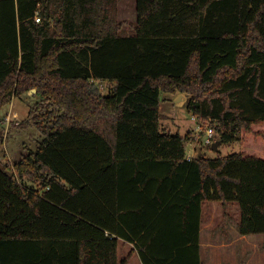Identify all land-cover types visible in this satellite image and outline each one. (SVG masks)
<instances>
[{
	"label": "trees",
	"instance_id": "1",
	"mask_svg": "<svg viewBox=\"0 0 264 264\" xmlns=\"http://www.w3.org/2000/svg\"><path fill=\"white\" fill-rule=\"evenodd\" d=\"M118 1L0 0V110L39 96L44 136L0 166V264H203L215 202L264 234V0H136L129 36ZM163 93L242 151L189 160Z\"/></svg>",
	"mask_w": 264,
	"mask_h": 264
},
{
	"label": "rangeland",
	"instance_id": "2",
	"mask_svg": "<svg viewBox=\"0 0 264 264\" xmlns=\"http://www.w3.org/2000/svg\"><path fill=\"white\" fill-rule=\"evenodd\" d=\"M117 17L122 23V34L132 35L133 26L137 22L136 0H119L117 2ZM104 91L107 92L109 85L103 84ZM179 97H178V96ZM162 127L164 130L184 136L187 133L202 137L201 140L195 139V142H188L186 145L187 155L203 154L205 156L216 158L218 156H227L232 153L241 152V143L220 144L217 151L203 143L204 135L200 134L198 126L202 129L213 127L210 121H194L193 114L187 108L188 96L184 93L163 95ZM171 100V102L168 101ZM177 100L174 104L173 100ZM40 97L28 93L22 97L15 98L10 104L0 110V166L5 168L7 164L19 162L23 156L35 151L42 140L43 134L34 124L30 117V111L40 102ZM28 123V124H26ZM215 130L214 143L218 139ZM218 142V141H217ZM196 146V153L193 148ZM21 183L35 187L31 182L23 179ZM210 217L205 219L202 225V250L201 258L203 264H264V235L251 234L241 236L237 232H231L235 225L228 223L227 234L225 235L220 228L222 220V208L218 202L210 206ZM239 209H232V213ZM228 229L231 234L228 233ZM129 246L121 244L120 254L126 255Z\"/></svg>",
	"mask_w": 264,
	"mask_h": 264
},
{
	"label": "crops",
	"instance_id": "3",
	"mask_svg": "<svg viewBox=\"0 0 264 264\" xmlns=\"http://www.w3.org/2000/svg\"><path fill=\"white\" fill-rule=\"evenodd\" d=\"M164 94H170V93H163L162 94V99L164 100V98H163V95ZM170 95H172V96H174V94H170ZM178 96V95H177ZM179 97V96H178ZM168 101L169 102H171V100H169L168 99ZM173 103L174 104H176L177 103V100L175 99V100H173ZM188 103V102H187ZM195 136L196 135H192V139L189 141L190 143H193V142H195ZM195 146V145H194ZM193 150H195V153H196V146H195V148H193ZM188 156V155H187ZM193 156V155H192ZM194 156H195V154H194ZM189 157V156H188ZM239 212V211H238ZM238 212H236V213H238ZM235 213V214H236ZM234 214V213H233ZM232 221H229L228 223L230 224ZM233 223V222H232ZM234 224V223H233ZM203 225V224H202ZM235 225V227L233 228V230L231 231V232H237L238 234H241L240 232H239V230H238V228H237V226H236V224H234ZM201 232H202V228H201ZM228 233L229 234H231L230 233V231H229V229H228ZM262 236V235H264V234H259V235H256V236ZM241 236H242V234H241ZM243 236H246V235H243ZM121 244L123 245V244H125L126 246H129V247H127L128 248V252H127V254L134 248V245L132 244V243H126V242H124L122 239H119V257H123V256H126V255H123V256H121V254H120V247H121ZM201 250H202V236H201ZM202 259V258H201ZM130 264H143L142 262H141V259H140V257H139V255L138 254H135L134 256H133V258L131 259V262H130Z\"/></svg>",
	"mask_w": 264,
	"mask_h": 264
},
{
	"label": "built area",
	"instance_id": "4",
	"mask_svg": "<svg viewBox=\"0 0 264 264\" xmlns=\"http://www.w3.org/2000/svg\"><path fill=\"white\" fill-rule=\"evenodd\" d=\"M35 20H36L37 23H40L41 22V17L40 16H37ZM193 120L198 122L197 118L194 115H193ZM201 127L202 126H198V128H199V130L201 132L200 134H202V135L205 136L204 139H203V143L205 145H208V146L213 145L214 142H215L214 141V136H215V130H214V128L208 126V127H206V129H202ZM195 138L197 140H201L202 139V137H200V135L199 136H195ZM193 157H194V155L191 156V157H188V159L190 160Z\"/></svg>",
	"mask_w": 264,
	"mask_h": 264
},
{
	"label": "water",
	"instance_id": "5",
	"mask_svg": "<svg viewBox=\"0 0 264 264\" xmlns=\"http://www.w3.org/2000/svg\"><path fill=\"white\" fill-rule=\"evenodd\" d=\"M220 144H221V142H216V143H214V144L212 145V149H213L214 151H217V150H218V147L220 146Z\"/></svg>",
	"mask_w": 264,
	"mask_h": 264
}]
</instances>
